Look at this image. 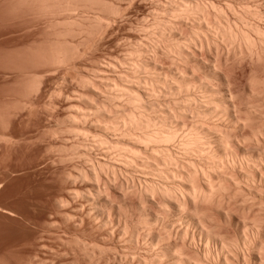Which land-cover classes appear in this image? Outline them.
<instances>
[{
  "label": "bare ground",
  "instance_id": "1",
  "mask_svg": "<svg viewBox=\"0 0 264 264\" xmlns=\"http://www.w3.org/2000/svg\"><path fill=\"white\" fill-rule=\"evenodd\" d=\"M152 1L145 42L129 45L123 71L110 78L98 68L97 77L81 81L103 99L90 102L88 94L87 108L70 112L63 132L90 137L102 157L92 162L94 148L81 150V143L63 150L64 160L78 157L88 165L70 174L72 181L90 183L82 197L92 218L111 226L118 221L127 245L145 247L133 257L139 264H264V0ZM64 3L62 12H77L78 5ZM103 3L107 14L122 10ZM102 16L90 26L111 25ZM61 47L50 53L53 64L68 61L69 49ZM86 123L94 133L80 128Z\"/></svg>",
  "mask_w": 264,
  "mask_h": 264
},
{
  "label": "rangeland",
  "instance_id": "2",
  "mask_svg": "<svg viewBox=\"0 0 264 264\" xmlns=\"http://www.w3.org/2000/svg\"><path fill=\"white\" fill-rule=\"evenodd\" d=\"M44 1L46 2L44 3ZM63 1L78 5L76 7L77 12L74 9V14H72L73 12L70 13L71 11L64 13V8H66L64 5L66 4ZM67 1L60 0L59 3V0H0V264H96V262H98L97 264H139L133 257L135 254L143 253L146 250L145 247L140 243V245L138 244L135 247L130 243L128 246V242H124L127 241L125 240L126 238H121L119 234L118 228L120 224L118 221L115 222L116 220H114L113 223L114 225L116 223V226L112 225L114 226L113 230L110 224V226L104 225L102 220L101 222L96 220L97 218H92L93 215L89 212L90 206L87 200L82 197L83 191L86 193L85 189L89 188L90 183L83 182L80 178H74L76 180L73 182L72 176L75 177L78 174L77 170L79 171V169L84 167L87 169L88 165H85L86 163L81 160L82 158L78 157L77 159L80 161L76 157L69 161L63 159L64 154H66L64 152L65 149L67 147L70 149L74 144L78 146L81 143L79 146L81 150H83L85 145L88 148L90 147L89 150L94 148L91 150L92 152L88 150L89 155L93 158L92 162L95 159H101V151L99 152L91 144L92 139H89L90 137L86 139V142L81 136L70 135L63 132V129L67 128L70 112L72 113L76 107L82 110V108H87L85 105H88L87 102L89 100L90 102L93 100L100 102L103 99L98 95L95 97L93 92L91 94L90 86L88 87L86 82L87 86L84 85L81 81L88 76L97 77L101 71L100 75H103L104 71L106 77L114 78V75H116L114 73L120 70L123 71L124 66L120 64V61L124 63L128 56L126 54L129 53L132 44L139 39V42H145L144 38L146 36L142 28L147 26L151 20L148 16L152 11L151 9L154 8V5H152L153 1L151 0V3L150 0H130L131 2L134 1L131 4L130 1L128 3V0H104L105 4L106 2H111L110 6L113 5L115 7L116 5L120 7V10L122 9L118 15L114 16L110 12L106 13L107 6L104 5L105 8H101L104 7L101 5L103 0H94V2L89 0L90 3L88 0H77L80 2L76 0ZM68 7L70 6L68 5ZM60 8L61 11L59 10ZM102 9L105 12H102ZM114 9L119 10L116 7ZM92 11L94 12L92 13ZM67 14H69L70 19ZM82 14L84 15L82 16ZM111 14L112 16L109 18L108 15ZM95 15L106 16L102 17L107 20L110 19L109 21H112L111 25L107 21L105 23L109 26L105 25V23V27L102 23L101 28L97 29L94 26H90L95 21ZM81 18L83 19L80 20ZM73 19L74 21H72ZM65 21L74 25H71L72 27L69 23H66V25ZM77 22H81V24L78 26ZM88 23L89 25H87ZM94 23L96 26V22ZM82 26L84 27L82 28ZM80 31L83 32L80 33ZM90 32L93 34L89 35ZM102 34L104 35L102 36ZM142 37L144 38L142 39ZM56 45L59 46L57 47ZM86 45L90 46L87 47ZM92 45L96 51L91 47ZM60 47L62 49L64 47V50H66V47L69 49L66 50L68 61L64 64L58 63L60 65L56 62L53 64L52 50H55V48L60 49ZM88 48H92V50ZM70 55L71 59H69ZM49 57H51V61ZM41 59L44 60L42 61ZM49 62L52 63L50 64ZM164 63L165 61H163V65L168 66L167 61V64ZM109 64H112L114 68ZM114 64L117 68H115ZM98 68L101 71H98ZM94 69L97 70L95 71ZM67 70L69 71L67 72ZM93 71L97 73L93 75ZM239 72H236L239 76L237 78L240 82L244 81L243 83H245V77L239 75ZM79 75L85 78L81 79L82 77L80 78ZM31 80L33 83H31ZM26 85L28 88L30 86L31 89H35H29V91ZM88 94L89 96H94H90L91 98L89 97L90 99L87 100ZM81 95H85L86 101L83 99L84 97H80ZM99 98L101 99L99 100ZM83 103L86 104L83 105ZM70 105L73 106V110ZM67 108H69V111ZM86 124L80 125V128L90 132L95 131L93 126L90 128V124ZM51 132H59L60 135H58L59 133L56 135L53 133V135ZM62 142L64 143L63 145ZM67 174H69V177ZM112 191L119 194L114 189ZM69 192H72V194ZM78 192H80V196H78ZM115 197L117 198V196ZM61 200L65 203L63 204ZM112 200L117 199L113 198ZM76 238L77 240L79 238L78 242ZM83 243L85 245L82 246ZM93 243H95L94 245L98 244V246H94ZM86 244L88 245L86 246ZM88 246L92 252L88 250ZM97 247L101 248V250H98ZM118 251L121 252L119 253ZM101 253H106V255L104 256ZM97 254L98 256H93ZM120 254L121 256L124 254L126 258L124 255L121 257ZM126 255L128 257L130 255V257L128 258ZM92 259L96 261L94 260L95 262H93Z\"/></svg>",
  "mask_w": 264,
  "mask_h": 264
}]
</instances>
